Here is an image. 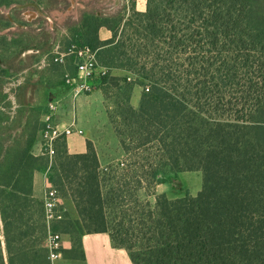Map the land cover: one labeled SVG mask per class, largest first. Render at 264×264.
Wrapping results in <instances>:
<instances>
[{"label": "trees", "instance_id": "1", "mask_svg": "<svg viewBox=\"0 0 264 264\" xmlns=\"http://www.w3.org/2000/svg\"><path fill=\"white\" fill-rule=\"evenodd\" d=\"M13 1L0 0V8ZM8 27L2 18L0 32ZM74 27L72 43L96 50L107 70L101 84L121 71L125 86L132 76L146 85L138 108L121 104L120 112L134 146L120 140L124 152H156V163H138L136 177L171 186L181 173L200 171L202 188L195 197L164 193L141 213L140 229L152 241L141 256L106 224L88 146L68 155L65 138L56 140L49 167L45 156L29 154L30 143L4 154L0 145V264H52L44 240L63 224L71 248L61 255L78 253L82 264L81 237L90 233L109 234L132 264H264V0H145L143 12L83 13ZM101 28L108 40L99 39ZM36 171L56 194L66 180L75 185L69 198L78 221L65 225L64 215L50 230L43 201L32 194ZM124 200L115 194L109 203Z\"/></svg>", "mask_w": 264, "mask_h": 264}, {"label": "rangeland", "instance_id": "2", "mask_svg": "<svg viewBox=\"0 0 264 264\" xmlns=\"http://www.w3.org/2000/svg\"><path fill=\"white\" fill-rule=\"evenodd\" d=\"M108 1L110 3L112 0H74V8L68 11L69 0H14L10 7L27 3L30 6L26 10L39 12L43 17L32 22L22 20L21 25L19 24L20 28L12 26L0 34V99L11 95L13 89L21 82L24 73L16 75L15 71L29 67L26 74L31 71L37 72L33 85L40 84L32 94L36 102L45 103L51 96L66 100L65 88L67 86L64 78L65 75L73 76L71 74L75 73V59L72 55L65 54L71 46H79L72 43V37L74 26L79 23L81 15L83 13L106 14V16L118 13L126 15L129 8L135 5L133 4L134 0H128L121 9L111 13L112 11H105L109 4ZM12 7L13 9L8 13L11 19L17 20L25 17L23 16L25 11L16 6ZM8 9L7 7L0 8V25H2V18H7L5 14ZM49 21L53 23L52 30H50ZM36 46L41 49L36 50ZM24 47L29 49L27 51L29 55L22 57V48ZM56 58H62V62H56ZM10 70L13 71L12 76L9 73ZM125 75L124 72L113 71L109 78L113 77L115 81L108 79L105 84H101L100 81L99 87L96 88L99 93L83 101L82 104H78L74 100L73 106L75 105L76 109V121L82 124L83 135L89 140L87 146L94 153L99 164L100 189L104 202L106 224L110 230H113L117 240L123 238V243L130 247L132 254L139 253L144 256L147 246L152 241H146L140 229L139 220L144 219L141 213L147 207L153 209L156 198L165 192H169L171 197L174 195L173 192L184 190V185L191 190L202 187V174L200 171L183 172L180 174H184L181 178L182 181L177 177L171 186H155L150 184L148 179L136 177L140 174L138 163L145 165L156 163L154 158L156 152L153 148L154 152L146 150L139 151V154L138 151L125 153L121 147L120 140L122 139L131 148L134 147L127 140L126 135L129 133V127L122 122L121 104L137 109L141 94L145 92L146 87V85L134 84L136 80L134 76L128 79L129 85L125 86L121 82ZM116 79L118 80L116 81ZM71 103L64 104L63 111H66L67 115L70 112ZM117 131L122 132L123 136L120 137ZM51 163L48 160L49 167H51ZM70 170H72V163L68 166V171ZM67 174L68 176L66 177L64 174L63 178L72 176V173L67 172ZM68 181L70 180L68 179ZM50 188L56 193L55 188ZM56 189L60 199L58 213L61 218L49 223L51 231H53L55 223L65 220L66 215L68 220L65 225L78 221L76 210L69 198L72 193L76 194L75 185L72 182L68 184L66 180L64 187H56ZM115 194L125 197V200L120 204L114 202L110 204L109 199ZM64 215L65 218H63ZM63 228L64 224L55 233L63 236L62 250H68L71 248V244L68 236L64 234ZM66 257L75 259L67 261ZM52 264H82V262L79 260L78 253H73L71 256L68 253H62L61 257Z\"/></svg>", "mask_w": 264, "mask_h": 264}, {"label": "crops", "instance_id": "3", "mask_svg": "<svg viewBox=\"0 0 264 264\" xmlns=\"http://www.w3.org/2000/svg\"><path fill=\"white\" fill-rule=\"evenodd\" d=\"M104 1V0H103ZM70 6L67 7L68 11H71L74 8V0H69ZM109 3V1H108ZM107 3V4H108ZM113 5L111 6V4ZM134 10L137 12H143L145 10V0H135L133 3ZM12 6H16L17 8L25 11L26 18L21 17L20 19H11L9 16V12L13 9ZM9 7L8 12L5 14L7 18H5L10 27L0 32V34L12 26L20 28L21 21L32 22L37 20V18L43 17L39 12H30L26 10L30 4H23L20 6L12 5ZM110 6V7H109ZM123 3L121 0H112L106 7L105 11H112L114 13L116 10L121 9ZM5 13V12H4ZM100 15V14H98ZM102 16H106L102 15ZM20 24V25H19ZM50 30H52L53 23L49 21ZM99 39L101 41L108 40L111 37V33L101 28L98 32ZM41 47L36 46V50H40ZM29 49L22 48V57L29 55L27 52ZM29 67H23L18 71H15V74L19 75L24 73L21 78V82L18 83L17 87L13 89L11 95H7L0 99V145L3 146V154L5 150L9 147H14L15 144H19V148H25L28 143H30L29 154L34 158H41L42 150H41V130L43 126V118L44 115L48 112V104L50 102H57L59 105V109L57 111L55 120L58 124H60L61 128L68 125L72 119L75 120L76 126L83 131L82 124L76 121V109L75 105L73 106V99L69 92V89L66 87V100H60L56 97H50L47 102L39 103L34 99V95H32L36 87L40 86V84H35V78L37 76L36 71H31L26 74ZM10 75H13V71H9ZM100 81L94 79L92 84L94 89L88 95L79 96L74 102L77 101L78 104H82L83 101L88 98L94 96L99 93L96 89L99 87ZM68 102L70 105V112L67 114L66 111H63L64 104ZM88 138L84 135L80 136L77 134L71 135L65 139V148L68 155H83L87 152V142ZM4 156V155H2ZM183 175H179L180 181L183 178ZM32 183V194L34 198L43 201L46 190L50 187L46 180V175L43 172L36 171L34 172ZM182 183V182H181ZM201 188L196 190H191L187 186L184 185V190L191 196L195 197L200 191ZM165 194L169 196V192H165ZM174 194V193H173ZM175 195V196H174ZM171 197H181L184 195V192H178ZM82 249L84 252L85 261L84 264H132L128 253L126 250L122 248H116L112 246L111 239L109 234L107 233H90L84 234L81 237Z\"/></svg>", "mask_w": 264, "mask_h": 264}, {"label": "built area", "instance_id": "4", "mask_svg": "<svg viewBox=\"0 0 264 264\" xmlns=\"http://www.w3.org/2000/svg\"><path fill=\"white\" fill-rule=\"evenodd\" d=\"M123 5L128 0H121ZM135 1V0H134ZM65 55H72L75 59V74L73 76L65 75L64 82L73 100L79 96L88 94L93 91L94 86L92 81L94 79L101 80L106 75L107 70L99 66L96 57V51L88 46H71ZM63 57V56H61ZM56 62H62V58H56ZM59 109L58 103L50 102L48 104V112L43 118V128L41 132L42 138V155L52 162L54 156V143L61 138H68L71 135L77 134L82 136L83 132L75 123V120L61 128L55 120L57 111ZM60 199L50 187L46 190L43 198V209L45 214V221L47 226L52 220H58L61 215L58 213ZM63 236L60 234L48 232L44 240V247L48 251V260L52 263L61 257V250L63 249Z\"/></svg>", "mask_w": 264, "mask_h": 264}, {"label": "bare ground", "instance_id": "5", "mask_svg": "<svg viewBox=\"0 0 264 264\" xmlns=\"http://www.w3.org/2000/svg\"><path fill=\"white\" fill-rule=\"evenodd\" d=\"M113 5V3L111 4V6ZM110 7V6H109Z\"/></svg>", "mask_w": 264, "mask_h": 264}, {"label": "flooded vegetation", "instance_id": "6", "mask_svg": "<svg viewBox=\"0 0 264 264\" xmlns=\"http://www.w3.org/2000/svg\"><path fill=\"white\" fill-rule=\"evenodd\" d=\"M23 18H26V17H23Z\"/></svg>", "mask_w": 264, "mask_h": 264}]
</instances>
